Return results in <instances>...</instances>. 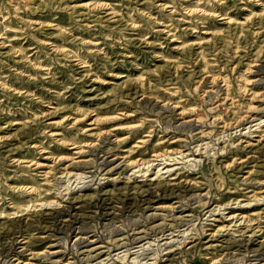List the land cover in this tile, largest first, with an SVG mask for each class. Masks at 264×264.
<instances>
[{
	"label": "rangeland",
	"instance_id": "374dc122",
	"mask_svg": "<svg viewBox=\"0 0 264 264\" xmlns=\"http://www.w3.org/2000/svg\"><path fill=\"white\" fill-rule=\"evenodd\" d=\"M0 264H264V0H0Z\"/></svg>",
	"mask_w": 264,
	"mask_h": 264
},
{
	"label": "bare ground",
	"instance_id": "6f19581e",
	"mask_svg": "<svg viewBox=\"0 0 264 264\" xmlns=\"http://www.w3.org/2000/svg\"><path fill=\"white\" fill-rule=\"evenodd\" d=\"M216 82V81H215ZM166 107V106H165ZM181 110V109H180ZM166 112V111H165ZM170 112V111H169ZM162 113V112H161ZM163 115V114H162ZM164 116V115H163ZM167 116H168V114H167ZM167 116H166V118H167ZM183 128V127H182ZM85 163V162H84ZM87 164V163H86ZM89 164V163H88ZM102 164V163H101ZM100 165V164H99ZM242 166V165H241Z\"/></svg>",
	"mask_w": 264,
	"mask_h": 264
}]
</instances>
